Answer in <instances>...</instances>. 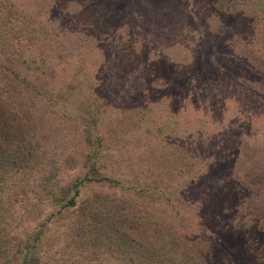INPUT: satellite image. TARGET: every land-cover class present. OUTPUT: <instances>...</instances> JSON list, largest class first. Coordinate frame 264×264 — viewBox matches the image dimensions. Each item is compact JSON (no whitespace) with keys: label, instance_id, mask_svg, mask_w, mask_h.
I'll use <instances>...</instances> for the list:
<instances>
[{"label":"rangeland","instance_id":"rangeland-1","mask_svg":"<svg viewBox=\"0 0 264 264\" xmlns=\"http://www.w3.org/2000/svg\"><path fill=\"white\" fill-rule=\"evenodd\" d=\"M187 2L0 0V86L22 88L25 76L36 78L38 93L22 103L41 145L30 176L0 184V264H16L26 238L44 224L47 239L31 249L42 248L59 264H140L96 242L101 233L83 231L77 210L43 217L42 189L76 178L88 151L84 122L50 107L68 87H88L108 100L93 125L102 140L98 168L114 183L156 188L206 173L190 195L196 218L215 197L234 204L237 195L240 208L230 212L261 216L264 229V0ZM18 20L34 27L22 30ZM211 38L220 39L230 60L207 52ZM241 64L258 81L240 75ZM87 188L84 209L98 212L103 228L119 215L150 231L154 220L134 196L108 183ZM181 223L194 236L201 230ZM204 223L223 229L214 216ZM223 254L216 263L228 264Z\"/></svg>","mask_w":264,"mask_h":264},{"label":"trees","instance_id":"trees-1","mask_svg":"<svg viewBox=\"0 0 264 264\" xmlns=\"http://www.w3.org/2000/svg\"><path fill=\"white\" fill-rule=\"evenodd\" d=\"M179 1L188 5L187 0ZM18 25L22 30L34 27L30 26L33 23L28 20H18ZM205 35L203 33L200 35L202 44ZM209 40L211 45L207 52L216 53L222 57V61H227L225 56L230 60L229 55L222 52L220 39L211 38ZM220 51L225 56L220 54ZM226 65L232 69L230 63L226 62ZM239 67L240 75L252 82L258 81L256 74L244 73L250 71V67L243 64ZM25 77L21 81L22 84L20 83L22 88L17 85L0 86V184L6 182L8 176L18 174L30 176L36 167L34 163L38 160L35 150L41 145L35 134V122L32 120L30 111L24 112L25 105L22 103L25 96L38 90L33 84L36 78H31L30 83L28 76ZM78 79L82 81L79 77ZM77 88L68 87L66 90L59 91L49 103L55 114L63 112L66 116L84 122L83 132L86 134L85 142L88 151L83 158L82 172L76 178L62 186L55 185L42 189L46 194L44 218L77 210L81 213L80 228L83 231H88L90 234L92 231L101 233L95 239L96 242L102 239V246L107 245L108 250L120 251V255L125 258H137L140 264H143L142 261L144 264H218L215 261L218 258L221 259V254L227 255V252H229L228 264H264L263 218L261 216L247 217L246 214L236 213L240 208V203H236L239 199L237 195L234 196V204L227 199L223 201L224 195H221L219 199L215 197L206 207L202 208L201 219L195 217L193 208L195 204H198L194 203L195 200L190 198V195L195 192L194 185L200 182L206 173L197 181H190L186 184H166L156 188L125 185L119 180L114 183L112 178L104 175L98 168L99 161L97 160L100 156L102 140L93 124L96 121L94 119H97L96 116L106 111L108 100L99 101V92L94 96L88 93L91 92V88L87 87L86 90L82 86ZM45 173H47L45 170H41L39 174L42 177ZM101 183H108L126 196H134L135 198L132 199L137 207L142 208L141 210L147 208L151 215H147L146 218L150 217L154 220L148 222L151 232L148 228H143L144 225L141 222H134L119 215L111 217L107 226L103 228L100 214L94 212L93 209L86 211L84 207L89 198H83L89 185ZM135 199L140 203H136ZM218 204L219 209H217ZM231 207L237 211L230 212ZM163 212L164 215L158 216ZM213 216L216 223L222 225L223 229L220 233L204 223L211 221ZM181 222H183L182 227L191 225L194 230L200 228L201 230L197 236H194L179 228ZM46 227V224L42 225L41 229L34 231L26 238L16 264H59L61 262L55 257L46 256L42 248L38 251L31 249L36 245L41 246L47 239V229H44ZM204 227L208 230L205 231ZM213 232L218 233L223 240H227L231 247L227 248L229 245L226 243L225 247L224 244L215 242L211 236ZM82 238L83 236L81 240ZM222 249L224 250L221 251Z\"/></svg>","mask_w":264,"mask_h":264}]
</instances>
